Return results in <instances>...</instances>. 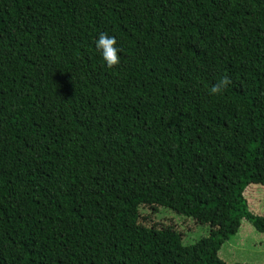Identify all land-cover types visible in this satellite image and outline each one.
Here are the masks:
<instances>
[{
    "label": "trees",
    "instance_id": "16d2710c",
    "mask_svg": "<svg viewBox=\"0 0 264 264\" xmlns=\"http://www.w3.org/2000/svg\"><path fill=\"white\" fill-rule=\"evenodd\" d=\"M250 185L264 189V0H0V264H226L242 221L264 234ZM140 209L208 235L184 245Z\"/></svg>",
    "mask_w": 264,
    "mask_h": 264
},
{
    "label": "rangeland",
    "instance_id": "374dc122",
    "mask_svg": "<svg viewBox=\"0 0 264 264\" xmlns=\"http://www.w3.org/2000/svg\"><path fill=\"white\" fill-rule=\"evenodd\" d=\"M244 197L251 212L264 216L262 187L248 186L244 190ZM140 214V222L147 227L172 226L184 245H193L208 235L207 226L197 225L191 219L177 216L170 211L159 209L157 212H152L140 209ZM218 257L226 264H264V234L256 232L249 223L242 221L238 233L221 246Z\"/></svg>",
    "mask_w": 264,
    "mask_h": 264
},
{
    "label": "clouds",
    "instance_id": "9594fccd",
    "mask_svg": "<svg viewBox=\"0 0 264 264\" xmlns=\"http://www.w3.org/2000/svg\"><path fill=\"white\" fill-rule=\"evenodd\" d=\"M95 49L99 50L100 57L106 66L112 67L119 62L117 52L119 49L115 46V38L104 33L97 34L93 39ZM230 83L226 77H222L218 84H213L207 91L209 96L220 94L225 87Z\"/></svg>",
    "mask_w": 264,
    "mask_h": 264
}]
</instances>
